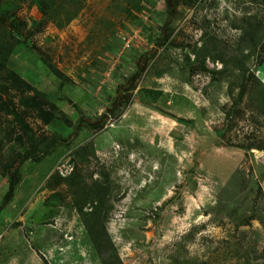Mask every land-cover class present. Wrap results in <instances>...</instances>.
<instances>
[{
	"label": "rangeland",
	"instance_id": "obj_1",
	"mask_svg": "<svg viewBox=\"0 0 264 264\" xmlns=\"http://www.w3.org/2000/svg\"><path fill=\"white\" fill-rule=\"evenodd\" d=\"M37 3L0 0L4 64L30 87L0 81V168L41 160L0 214V264H102L73 208L94 181L121 264H264V59L220 75L191 53L227 59L263 0H175L166 43L167 0H80L63 28Z\"/></svg>",
	"mask_w": 264,
	"mask_h": 264
},
{
	"label": "trees",
	"instance_id": "obj_2",
	"mask_svg": "<svg viewBox=\"0 0 264 264\" xmlns=\"http://www.w3.org/2000/svg\"><path fill=\"white\" fill-rule=\"evenodd\" d=\"M38 1V5L41 7V12L44 15H49V18L56 27L63 28L69 24L78 14L81 9L80 6L75 5L80 3V0H35ZM264 2V0H263ZM169 6L168 9V19L164 24L166 32L165 35H161L163 43H166L168 36V25L171 20V13L175 6V0H167ZM172 7L170 8V6ZM167 6V8H168ZM240 30L239 37L236 41V47L229 52V56L225 59L227 53H223L217 50L215 44L212 47H208L205 42L199 47H196L191 51L193 58L198 62V70L201 72H208L214 74H224L229 70L228 66L233 70L242 71V64L245 59H247L251 51L253 52L256 49H259L261 53L262 63L264 59V27L261 21H258L256 17H247L243 19L242 23L237 27ZM5 31H0V81L5 82L10 81L12 84H21L26 88H30L28 83L23 81L17 73H14L12 70L8 71L6 68L7 65L4 64L5 57L4 52H6V62L8 57L14 52V45L10 46L8 44V39L6 42L3 41L4 37L1 34ZM8 34V38L10 34ZM15 39V38H14ZM160 39V40H161ZM17 43V39H15ZM248 51V53H246ZM242 57V58H239ZM189 60V58H187ZM211 60L213 62H220L222 68L220 70L209 69L206 65V61ZM53 72H56L59 76L61 75L58 71L50 66ZM228 68V69H227ZM6 69V76H4V71ZM255 76V75H254ZM257 82H261L258 77L255 76ZM262 83V82H261ZM264 87V83H262ZM4 89V88H2ZM42 94L40 92L34 93ZM259 98L264 102V88L260 90ZM32 99V98H31ZM65 101H68L67 97L64 98ZM55 109L54 106H52ZM45 121V120H44ZM65 140L66 139H62ZM54 144L51 142L48 145V148ZM35 151V150H34ZM34 152L25 151L20 157L16 158L15 161L10 162L2 168V174L7 178V189L6 193L2 198L0 203V214L4 208L12 201L14 198L15 191L18 185L21 182L20 176V166L25 162L32 161L38 163L41 160L39 157L34 156ZM15 164V165H14ZM68 181V180H67ZM110 188L107 183L94 181L89 186H86L84 183L76 184L75 189L73 190V208L77 212L81 223L83 224L86 234L93 246L94 251L96 252L99 260L102 264H121V261L118 257L115 247L113 246L110 236L107 232L106 224L108 221V216L110 212Z\"/></svg>",
	"mask_w": 264,
	"mask_h": 264
},
{
	"label": "crops",
	"instance_id": "obj_3",
	"mask_svg": "<svg viewBox=\"0 0 264 264\" xmlns=\"http://www.w3.org/2000/svg\"><path fill=\"white\" fill-rule=\"evenodd\" d=\"M5 161L3 160V163H4ZM1 165H2V163H1ZM3 166V165H2ZM1 167V166H0ZM0 172H2V168H0ZM4 176V175H3ZM2 175H0V178L1 177H3ZM4 179L6 180V178L4 177ZM20 184H21V182H20ZM19 184V185H20ZM19 185H18V187H19ZM6 186L7 185H0V203H1V201H2V198H3V196H4V194H5V192H6ZM17 187V188H18ZM16 194H17V189H16V191H15V194H14V197L16 196ZM0 239H1V237H0Z\"/></svg>",
	"mask_w": 264,
	"mask_h": 264
},
{
	"label": "water",
	"instance_id": "obj_4",
	"mask_svg": "<svg viewBox=\"0 0 264 264\" xmlns=\"http://www.w3.org/2000/svg\"><path fill=\"white\" fill-rule=\"evenodd\" d=\"M105 116V115H104ZM100 122H96V123H94V124H92V126H96V125H98ZM90 126H91V124H89Z\"/></svg>",
	"mask_w": 264,
	"mask_h": 264
},
{
	"label": "bare ground",
	"instance_id": "obj_5",
	"mask_svg": "<svg viewBox=\"0 0 264 264\" xmlns=\"http://www.w3.org/2000/svg\"><path fill=\"white\" fill-rule=\"evenodd\" d=\"M172 125V124H171Z\"/></svg>",
	"mask_w": 264,
	"mask_h": 264
}]
</instances>
